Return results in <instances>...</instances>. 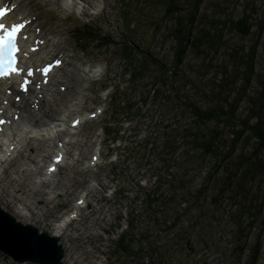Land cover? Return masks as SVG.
Masks as SVG:
<instances>
[{
    "label": "rangeland",
    "instance_id": "rangeland-1",
    "mask_svg": "<svg viewBox=\"0 0 264 264\" xmlns=\"http://www.w3.org/2000/svg\"><path fill=\"white\" fill-rule=\"evenodd\" d=\"M9 1L16 4L18 13L34 17V26L39 25L46 34L61 39L58 50L47 60L60 56L61 48L73 55L71 61L75 64L66 62L68 65L61 66L66 72L64 77L70 70L77 73L83 66L101 70L94 77L76 76L71 78L72 82L67 79L66 91L55 94L50 89V96L54 95L64 108L62 95L70 89L75 93L73 89L79 84L76 90H83L74 100L73 116H78V112H98V115L75 132L68 119L60 136L33 137L40 140H33L31 149L21 141L19 151L11 154L0 170L1 207L18 220L37 225L41 232H53L60 224L55 225L58 219L77 205L80 216L65 225L59 241L64 246V264H245L246 255L239 260L235 251L242 237L233 222L239 210L227 195L214 199L220 196L218 191L223 182V175L214 171L219 153L209 154L187 131L199 129L201 138V132L217 126L213 122H197L190 103L207 108L220 102V95L228 90L222 91L217 85L224 75L232 79L235 71L230 52L249 45L255 36H242L236 31L226 33L228 44L221 51L206 55L191 49L180 67L174 68L173 23L163 17L162 2L156 6L154 0L129 1L138 5L139 15L134 13L126 19L125 0H73L72 12L64 10L60 3L53 5L51 0ZM246 3L247 0H203L199 25L206 20L203 16L237 19ZM84 19L112 31L117 41L131 36L132 46L139 52L137 57L144 58L142 51L149 57L142 76L133 77L135 63L130 65L115 45L100 47L93 41L79 42L74 27ZM131 19L137 21L129 32L127 24ZM258 66L264 68V38L259 47ZM237 86L230 85L234 91L231 99ZM63 103L68 102L65 99ZM243 106L239 112L244 110ZM173 136L175 148L165 141ZM222 138H231L228 127H224ZM243 145L244 141L239 151ZM59 151L65 153V159L56 173L49 174L47 166ZM93 154L100 158L91 165ZM164 157L171 158L169 164ZM211 172L214 177L209 180ZM149 193L160 198L162 205L171 201L167 206L181 215L175 230L160 232L157 222L163 216L161 211L154 217V224H149L144 211ZM82 197L86 201L81 207L77 201ZM21 207H27L25 214ZM174 217L175 213L172 220ZM125 228L131 231L132 243L140 245L142 232H153L152 238L161 240L165 246L153 253L146 239L145 250L138 257L117 252L118 239ZM176 233L186 236L187 243L170 244L172 251L161 256L159 253ZM256 235V229L248 234V247ZM262 244L258 264H264V238ZM0 264L32 263L13 262L1 253Z\"/></svg>",
    "mask_w": 264,
    "mask_h": 264
},
{
    "label": "trees",
    "instance_id": "trees-1",
    "mask_svg": "<svg viewBox=\"0 0 264 264\" xmlns=\"http://www.w3.org/2000/svg\"><path fill=\"white\" fill-rule=\"evenodd\" d=\"M125 1V18L129 19L130 15L133 17L134 13L139 15L136 8L138 5L136 3L129 4V1L132 0ZM154 1L156 6L160 2L164 3L163 17L170 19L173 23L171 30L176 49L174 68L180 67L191 49L201 54L206 52V55L221 51L228 44L225 39L226 33L236 31L242 36L252 34L255 36L249 45L238 46L234 48L233 52H230L235 71L231 75L232 79L224 75L217 85L222 91L228 90L225 94L220 95V102L211 104L207 108H201L190 103L197 122H213L217 126L208 132H201V138L197 133L199 129H189L187 132L194 135V140L200 141L207 148L209 154L217 153L218 155L219 153L216 156L219 160L216 161L214 171L223 175V182L218 191L220 196L214 199L216 201L218 197L223 198L224 195H227L231 202L236 205L239 214L233 217V222L238 225L239 232L242 234V237L239 238L240 243L235 248L237 257L241 260L246 255L245 264H258L262 255V239L264 238V68L258 66L259 47L264 38V0H247L244 12L237 19L203 16L206 20L200 25L199 13L202 9L203 0ZM132 24L133 20L131 19L127 24L129 32ZM74 29L77 32L78 41L81 43L93 41L100 47L115 45L130 65L135 63L133 77L139 78L142 76V70L148 68L149 57L147 52L142 51L144 58H138L139 52H136L134 45L132 46L131 36L127 40L117 41L112 32L103 30L102 27L94 25L91 21H82V23L76 24ZM155 64L156 60L154 61ZM137 68L139 71L136 70ZM222 72L226 74L225 69ZM231 84L238 85L233 99L229 97L234 92L231 91L233 88L230 87ZM124 103L121 102V105L124 106ZM242 105H244V110L239 112ZM224 127L230 129L231 138H222ZM165 141L166 145H171L173 148L177 147L174 136L172 139H165ZM243 141L244 145L239 151ZM166 151L172 153L171 149ZM167 157L164 159L169 164L171 158ZM213 177L214 172H211L209 180ZM184 198L185 200L188 199L187 196ZM159 199L151 194L146 198L147 207L144 211L149 224H154V217L161 211L163 216L157 222L160 232L175 230L181 215L175 209H170L167 206V202L171 204V201H165L164 204L166 205H162ZM174 213L175 217L172 220ZM253 229L257 230V235L254 242L248 247L246 245L247 237ZM176 234V237L167 244L164 251L159 253L161 256L172 251L171 247L169 248L170 244L176 246L181 241H184V244L187 243L186 236L180 237V233ZM141 236L142 241L138 245V243H132L131 231H125L118 241L116 251L138 257L145 250L146 242L144 241L146 239L149 240L153 253H158L165 246L161 240L152 238L153 232L151 234L142 232Z\"/></svg>",
    "mask_w": 264,
    "mask_h": 264
},
{
    "label": "bare ground",
    "instance_id": "bare-ground-1",
    "mask_svg": "<svg viewBox=\"0 0 264 264\" xmlns=\"http://www.w3.org/2000/svg\"><path fill=\"white\" fill-rule=\"evenodd\" d=\"M51 1L53 5L60 3L61 7L66 11H70L74 7L71 0ZM4 3H8L12 6V3L8 2V0H0V5ZM21 14L22 13H18L15 8L10 15L6 17V22L12 24L19 19L28 22L27 27L22 33V35L27 36V39L24 40L20 38L21 48L23 51H27L28 55L24 57L21 53L20 63L21 67L25 68L23 74H26L28 67H35L37 72L32 77V82H30L27 91L22 90L20 87V82L22 80L21 75H11V77L0 78V118H5V124H0V153L4 158L8 150H12V148H14V152L19 151L18 148L19 144L21 145V141H23V146L26 144L30 148L32 142L36 141V139H38V141L40 140L39 138L34 139L33 137L40 136V138L51 139L60 136L66 129L68 119H70L69 122H71L72 132H75L76 129L82 127L88 119L98 115V112H78L76 113L78 116H73V110H75L73 106L74 100L77 99L78 96H81L80 93L81 90H83H78L79 84L76 85V88H78L77 90L76 88L73 89L75 93H71L72 90L70 89L67 93L62 95L61 103L65 106L64 108L57 102L54 95L50 96V89H54L55 94L56 91H66L69 88L67 79L72 82L71 78L76 76L83 79L85 76L94 77L100 72L101 68L94 69L92 66H83V68L80 67L77 69V73L74 72L72 74L70 72L71 70H68L67 76L64 77L63 75L66 74V72L62 71V67L60 66L58 67L60 70L55 68L52 73L43 75L40 68L42 64L58 50L57 47H59L61 39L46 34L45 30L39 25L34 26V17ZM37 29H39V31H37ZM52 46H54V48H51ZM33 49H35V51H33ZM59 55L63 57L64 64H67L66 62L70 65L76 63H72L71 60L74 59L73 55L65 49L61 48ZM61 83L64 84L60 86ZM63 87L65 89H63ZM17 97H20V99H17ZM65 99L66 102H68L67 104L63 103ZM29 159L32 160L30 155ZM6 160L7 158H5V161ZM5 161L0 165V169L3 167ZM47 182L48 181H44L46 184ZM22 210V213L25 214L27 207L22 208ZM78 215L80 216V214ZM64 223L65 222L58 224L51 233L62 237L66 228Z\"/></svg>",
    "mask_w": 264,
    "mask_h": 264
},
{
    "label": "water",
    "instance_id": "water-1",
    "mask_svg": "<svg viewBox=\"0 0 264 264\" xmlns=\"http://www.w3.org/2000/svg\"><path fill=\"white\" fill-rule=\"evenodd\" d=\"M60 237L31 223H23L0 206V252L15 262L64 264Z\"/></svg>",
    "mask_w": 264,
    "mask_h": 264
},
{
    "label": "snow or ice",
    "instance_id": "snow-or-ice-1",
    "mask_svg": "<svg viewBox=\"0 0 264 264\" xmlns=\"http://www.w3.org/2000/svg\"><path fill=\"white\" fill-rule=\"evenodd\" d=\"M5 15V10L0 8V18H3ZM27 22L22 23H13L6 26L2 19H0V78L8 77L12 74H20L25 71V68L18 67V57L17 53H22L24 57L28 55L27 51H23L22 48L18 45L17 40L18 37L26 40L27 36L22 35V29H24ZM39 31V29H37ZM42 43V41H41ZM35 51V49H33ZM57 65L61 63V61H55ZM51 66L45 67L41 69V71L47 75ZM28 76L33 75L32 69H27ZM29 84L28 79L25 77L23 83L20 85L24 91H27V85ZM20 99V97H17ZM4 123L3 120H0V124ZM78 123V121H77ZM60 157H56V162H59ZM50 171H54V167L49 169Z\"/></svg>",
    "mask_w": 264,
    "mask_h": 264
}]
</instances>
